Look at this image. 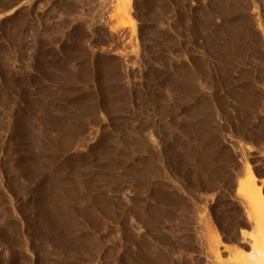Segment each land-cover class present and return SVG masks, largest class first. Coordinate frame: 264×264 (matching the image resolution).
<instances>
[{
    "label": "rangeland",
    "instance_id": "374dc122",
    "mask_svg": "<svg viewBox=\"0 0 264 264\" xmlns=\"http://www.w3.org/2000/svg\"><path fill=\"white\" fill-rule=\"evenodd\" d=\"M126 2L0 0V264H257L264 0Z\"/></svg>",
    "mask_w": 264,
    "mask_h": 264
},
{
    "label": "bare ground",
    "instance_id": "6f19581e",
    "mask_svg": "<svg viewBox=\"0 0 264 264\" xmlns=\"http://www.w3.org/2000/svg\"><path fill=\"white\" fill-rule=\"evenodd\" d=\"M127 0H116V4L119 9L123 8V5H126ZM126 2V3H125ZM124 5V6H125ZM124 10V9H123ZM126 10V9H125ZM122 11V10H121ZM120 11V12H121ZM123 13V12H121ZM126 13V11H125ZM124 13V14H125ZM251 174V173H250ZM252 177V176H251ZM251 180V178H250ZM252 184V182H250ZM248 184L244 186H240L243 191H245V198H246V206H247V217L249 221L254 222L256 228V234L252 235L251 240V259L256 260V263L258 264H264V196L260 193L259 190H254L255 187H253V184ZM241 185V183H240ZM255 186V185H254ZM241 191V190H239ZM242 191V192H243ZM250 246V245H249ZM248 260V259H246ZM251 261V260H249ZM254 262V261H253ZM252 263V262H251ZM255 264V263H254Z\"/></svg>",
    "mask_w": 264,
    "mask_h": 264
}]
</instances>
